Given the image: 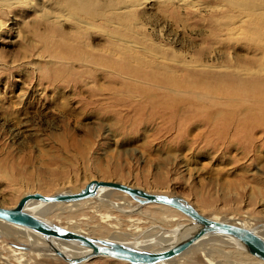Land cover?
Segmentation results:
<instances>
[{"label":"rangeland","instance_id":"1","mask_svg":"<svg viewBox=\"0 0 264 264\" xmlns=\"http://www.w3.org/2000/svg\"><path fill=\"white\" fill-rule=\"evenodd\" d=\"M251 1L259 3L263 15L250 16L248 23L239 27L242 8L233 10L221 0H134V17L127 29L122 27L117 32L137 42L145 43L142 36L152 40L157 54L163 52L175 68L182 59L188 63L192 60L193 66L203 65L215 73L246 67L252 69L247 76L264 79V0ZM19 2L0 11V207L13 209L27 194L76 193L90 181H107L179 197L209 218L243 223L264 235L263 132L254 134V141L245 149L244 144L234 141L217 144L198 140L203 129L195 122L196 106H178L179 121L185 122L171 128V122H164L160 114L142 112L148 100L124 86L131 83L124 78L115 82L113 73L102 69H90L93 78L87 77L85 82L52 83L51 71L39 69V62L56 61L42 51L45 47L56 50L43 40L45 35L55 37L46 23L58 18L57 24L69 31L75 20L67 15L63 0ZM99 2L102 11L108 13L105 21L97 22L99 29H90L87 42L95 49L109 45L107 37L115 33L106 24L112 0ZM229 21L240 22L239 30L229 32ZM74 71L84 74L78 66ZM260 87L259 83L253 86L258 99L264 95L256 93ZM115 90H119L118 95H111ZM91 94L96 103L89 107L85 103ZM216 106L218 116L229 118L264 113L263 104L247 97L230 104L218 99ZM119 196L122 194H111L112 199ZM127 201L132 203L130 210H136L114 213L102 230L91 228L99 224L101 213L109 214L98 211L96 199L81 202L72 211L60 204L52 206L44 216L90 237L126 239L137 247L143 242L133 238L167 234L175 227L174 222L158 223L165 212L163 207L136 206L129 197ZM176 218L182 227L188 224L182 214ZM155 226L163 230L157 231ZM216 256L222 258L218 252ZM243 257L247 256L232 259L240 264ZM53 260L34 262L67 264ZM176 261L207 263L193 250ZM87 264L128 263L94 258Z\"/></svg>","mask_w":264,"mask_h":264},{"label":"bare ground","instance_id":"2","mask_svg":"<svg viewBox=\"0 0 264 264\" xmlns=\"http://www.w3.org/2000/svg\"><path fill=\"white\" fill-rule=\"evenodd\" d=\"M30 1L31 0H29V2ZM63 1L65 6L64 9L68 13L67 15L75 20V22H73L71 25V29L69 31H65L62 28L63 25L61 26L57 24L58 18H55L50 24L46 23L47 30L53 32L55 37H51L49 35H38L43 36L44 41L48 42V44H52L56 48L54 52L47 49L46 47L42 50H46L45 52L48 54L49 58L56 59L55 62L47 60L39 62V69H41V71H51V75L53 76V80L51 81L52 83H78V80H83V82H85V78H93L89 72L90 69H102L107 73L112 72L115 82H118L120 79L124 78L128 83H131L132 85L124 86H126L130 91L136 92L141 98L148 100L147 104L143 105L142 112H146L149 116L160 114L164 117L162 118L164 122H171V128L180 127V124L185 122L179 121V117L177 115L178 106H196L197 109L195 110L194 114L196 116L195 118L197 119L195 122L198 126H201V129H203L198 135V140L204 139V141L207 142L214 141L217 144H224L227 141H234L237 145L244 144L242 148L245 149L247 147V143L254 141V134H257L258 132H263L264 134V113L262 112L256 115L250 114L248 116H239L235 118L218 116L216 114L218 111L216 106L218 99H222V101L226 102V104H230L234 101L237 103V100H243L247 97L253 103L263 104L264 106V95L258 99L257 94H253V86H256L257 83L262 84V87L258 88L260 91H256V93L262 92L264 94V79H255L247 76L252 72L250 67L249 68L251 70L246 67H240L241 69L238 67V69L235 70L226 69L227 72L224 73H215L210 71V69L207 71L205 66L203 67V65H199L198 63L197 66H193V64H190L192 60L190 63H188V61L185 62L182 61V59L178 63L179 67L175 68V65H171L169 63L163 52L162 54H157V46L154 47L155 45L152 43V40L142 36L145 43H147L145 44L142 41V43L137 42L136 39H129L119 36L117 30H120L122 27L127 29L131 17H134V11L136 8L134 5V0H112L108 7L110 17L106 20V24L110 27H113V31H115V33H109V36H106L109 40V45L104 43L102 47H98L99 45L97 46L99 49L92 48L87 42V40L90 38V29H99L97 22L101 21L102 19L105 21V12L108 13V11H102L99 0ZM169 1L173 2V0ZM221 1L228 6H231V9L233 10L242 8L239 9V18L240 16L242 17L241 23L234 22V24L231 23L233 21H229V32L238 31L239 23V27H244L248 23L250 16L257 17L263 15V13L258 8L259 3L254 4L251 0ZM25 3L28 2H24L23 5H26ZM14 4L18 5L20 2L18 3V0H0V11L2 9L9 8ZM63 19L66 20L64 17ZM52 24L59 25V28H54V25ZM105 47L108 48L105 49ZM196 60L198 59L195 58L194 61ZM198 61L200 62V59ZM54 65H61V68ZM76 66L82 69L84 74L81 73V75L74 71ZM52 67L59 68L53 71ZM134 81H136L138 85H136ZM118 92L119 90H115L111 95H118ZM92 98L93 95L91 94V98L86 100L85 105L89 107L94 105L96 102ZM257 109H259V107H257ZM140 113L139 116L142 117ZM113 192L122 194V197L119 196V199H112L111 194ZM127 197L128 196L124 193L100 188L94 197L76 203L45 204L40 201H29L24 206V212L42 220L47 224L58 226L64 230L80 234L88 238L115 242L132 248L148 251L169 248L179 241L187 238L196 229V226L192 223V221L184 215H182V217L188 224L182 227L183 223L181 222L182 224H180L177 222L178 218L176 217L181 214L180 212L167 206L158 205L165 209V212L160 219L161 221L158 223L163 224L174 222L175 227L171 231H168L167 234L160 232L159 236L158 234H151L152 236L133 238L134 242H143L137 247L132 245V243L127 242L126 239H119L116 237L93 238L88 236V234L85 235L84 233L77 231L75 228L60 225L61 223H54L46 219L44 216V214H47L46 212L52 206H57L60 204L65 206L69 211H72V208L77 207L81 202H85L90 199H96L99 203L98 211L102 212L103 210H106L109 212V214L104 215L101 213L99 224H96L91 228L102 230L105 228L103 224L106 225L109 220H112L113 218L111 215L114 213H120L121 211L127 213L136 210H130L133 206L131 201H127ZM136 206L141 207V205L138 203H136ZM199 213L201 214V212ZM209 219L234 224L247 230H251L248 229L249 227L245 226L243 223L239 224L238 222H232L219 218ZM180 227L182 228L180 229ZM156 228L158 227L155 226L154 229ZM178 228L180 230H176ZM159 229L163 230V228ZM251 231L264 240V235L261 233V231ZM153 246H159V248H154ZM191 250L195 251L196 253H200L204 257V260L207 261L206 264H224V261L225 264H231V262L232 264H237V262L232 259V256L234 257L237 255L241 257L243 255L247 256L245 257L246 259L243 257L244 261L241 258L242 262L240 264H256L253 260H256V262L258 261L259 264H264V261L259 260L249 254L246 248L238 240L233 237L223 235L204 236L194 243L182 255L159 264H176V258L182 257L187 252H191ZM56 251L60 252L64 259L58 256ZM216 252L222 255L221 259H218ZM89 254V249L82 247L75 242L64 241L55 238L46 240L42 235L34 232L33 230L10 224L0 219V264H35V259L39 260L44 258H50L51 260L54 259L57 261L61 260L67 264H71L72 260L85 258ZM90 260L92 259H86L81 261L79 264H87V262Z\"/></svg>","mask_w":264,"mask_h":264},{"label":"water","instance_id":"3","mask_svg":"<svg viewBox=\"0 0 264 264\" xmlns=\"http://www.w3.org/2000/svg\"><path fill=\"white\" fill-rule=\"evenodd\" d=\"M100 188L110 189L126 194L141 206L148 204L170 207L186 216L196 226V229L187 238L179 241L169 248L156 251L140 250L110 241H101L80 234L64 230L58 226L50 225L26 212L24 206L29 201H40L45 204L76 203L95 196ZM0 219L10 224L26 227L42 235L46 240L50 238L75 242L90 250V254L82 259H74L71 264L97 257H107L128 264H159L182 255L199 239L207 235H223L238 240L255 258L264 261V240L251 230L240 226L214 221L200 214L183 199L174 196L151 194L138 188L124 184L107 181H90L76 193H61L52 196H43L39 193L28 194L22 197L16 207L10 210L0 208ZM178 235V234H177ZM56 254L64 259L63 255Z\"/></svg>","mask_w":264,"mask_h":264}]
</instances>
